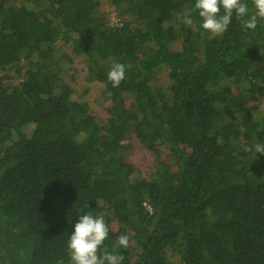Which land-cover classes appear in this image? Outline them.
<instances>
[{
    "label": "trees",
    "instance_id": "1",
    "mask_svg": "<svg viewBox=\"0 0 264 264\" xmlns=\"http://www.w3.org/2000/svg\"><path fill=\"white\" fill-rule=\"evenodd\" d=\"M193 5L0 0V264H70L87 212L123 264H264V155L246 151L264 141V21L234 15L212 38L198 14L182 22ZM113 60L128 65L116 88ZM78 80L104 85L106 120ZM131 137L156 157L150 180L126 160Z\"/></svg>",
    "mask_w": 264,
    "mask_h": 264
},
{
    "label": "clouds",
    "instance_id": "2",
    "mask_svg": "<svg viewBox=\"0 0 264 264\" xmlns=\"http://www.w3.org/2000/svg\"><path fill=\"white\" fill-rule=\"evenodd\" d=\"M251 6L250 11L247 0H194L193 8L186 14L182 13L181 19L186 26L195 27L193 13L198 14L201 19L200 28L208 32L212 38H217L222 37L228 30L234 15L236 19L242 21L241 26L244 30L254 31L258 23L264 21V0H251ZM127 67L128 65L113 60L107 79L114 88L119 87L125 79ZM222 142V137H218L217 143ZM246 151L252 153L255 158L256 153L264 155V141L257 140ZM169 158L167 152L166 159ZM109 230L102 215L94 216L91 212L79 215L66 245L70 264H123L124 255L109 251L104 244L108 239ZM128 245L129 237L120 235L113 248L126 249ZM58 264H63V261H59Z\"/></svg>",
    "mask_w": 264,
    "mask_h": 264
},
{
    "label": "rangeland",
    "instance_id": "3",
    "mask_svg": "<svg viewBox=\"0 0 264 264\" xmlns=\"http://www.w3.org/2000/svg\"><path fill=\"white\" fill-rule=\"evenodd\" d=\"M91 5H89L88 10H91ZM67 52H70V49L65 50ZM74 59V66L76 69L84 68L87 69V66L85 65V62L82 59H79L77 57L72 56ZM79 81V80H78ZM81 82L80 85L75 86V90L78 96H81L83 94V89L88 88L89 89V104H90V111L91 114L94 116H98L100 118L106 119L109 114L107 113V109L110 106L109 102H104L101 105L94 102L95 96L99 94V91L103 89L104 85L102 83L94 81V82ZM81 84H83L84 88L82 89ZM88 99V98H87ZM126 160L129 162H132L134 169H135V175L138 178L150 180L151 175L156 169V157L148 151L145 147H143L134 137L130 138L128 143L126 144ZM160 160H166L168 148L165 145H160L159 143L156 145Z\"/></svg>",
    "mask_w": 264,
    "mask_h": 264
}]
</instances>
